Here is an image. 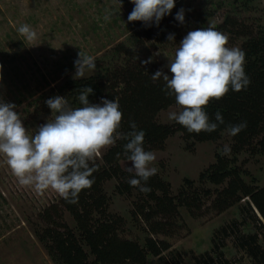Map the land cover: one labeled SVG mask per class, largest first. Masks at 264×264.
<instances>
[{"label":"rangeland","instance_id":"obj_1","mask_svg":"<svg viewBox=\"0 0 264 264\" xmlns=\"http://www.w3.org/2000/svg\"><path fill=\"white\" fill-rule=\"evenodd\" d=\"M211 0H175V6L165 17L176 21L180 9L187 12L215 10ZM133 3L120 0H0V99L16 105L22 123L32 135L35 129L53 118L42 111L45 101L59 95V87L64 81L73 79L76 69L74 61L79 51L94 57L95 64L101 68L120 66L129 58L133 61L152 58L151 63L166 67L175 53L180 41L186 35L187 27L180 25L181 39L169 43H136L132 39L137 26L136 21L129 22L127 17ZM220 8V7H219ZM229 6H222L207 20V25L222 22L230 12ZM244 25L264 26V0H253L249 9H238L233 14ZM108 16L109 19H105ZM21 25H28L36 34L32 40L18 32ZM228 37L227 47L239 48L241 40ZM130 50L134 57L126 56ZM167 68V67H166ZM87 71L83 78L95 75ZM81 79V78H79ZM171 111H179L171 105L158 112L156 121L170 124ZM228 145L232 139L227 131L216 142H197L191 150L185 148L179 132L169 136L163 148L151 151L156 160L149 167L157 168V173L170 183L172 195H176L184 179L191 180L198 190L209 188L211 191L222 187L210 184L202 186L197 182L198 174L214 162V154ZM105 149L96 158H100ZM131 166V162L122 161V165ZM236 165H240L247 174L246 182L255 181L264 185V155H251L242 151L237 156ZM115 180L104 183V191L109 198L107 211L124 219L121 236L142 243L145 236L143 223L133 221L130 216L135 195L126 197L114 192ZM60 196L49 189L38 193L31 186L19 184L12 175L4 157L0 156V264H55L47 254L43 244L34 235L39 223V214L49 205L58 202ZM210 199L197 211L200 216H191L185 208H179L170 236H154L164 240L170 246L160 256H148L145 264L173 263L194 264L209 255L213 261L218 255L229 262L237 259L249 263L245 251L235 245L237 234H245L253 227L250 214L245 210V200L223 212L209 209ZM258 215V214H257ZM99 217L100 214H95ZM62 222L73 228L74 221L64 212ZM253 231V229L251 230Z\"/></svg>","mask_w":264,"mask_h":264},{"label":"trees","instance_id":"obj_2","mask_svg":"<svg viewBox=\"0 0 264 264\" xmlns=\"http://www.w3.org/2000/svg\"><path fill=\"white\" fill-rule=\"evenodd\" d=\"M128 3L130 0H120ZM213 1L210 5L213 6ZM253 0H217L215 10L187 12L184 23L173 21L163 16L159 25L145 26L136 21V30L132 39L136 43L154 42L165 44L169 33H174V41L181 39L180 25L190 30L208 28L210 19L223 5L231 11L222 18V22L212 25L215 30L224 35H232L234 40H241L239 45L245 53L244 70L250 79L245 90L232 91L219 100H211L204 109L210 122L215 121V113L219 111L224 123L215 131L189 133L179 123L161 124L156 121L159 111L171 105H176L174 97L166 96L162 91V79L153 82L151 75L157 70L168 69L161 65L148 63L143 60L125 59L120 66H109L102 69L95 64V75L81 79L64 81L59 87V95L67 99L69 106L81 107L78 100L85 86H90L93 92L88 95L90 103L100 104L101 97L115 100L122 112L121 126L118 132H129V122L134 121L137 130H143V148L146 151L160 150L166 139L179 132L185 143V148L191 150L197 142H216L221 134L227 131L229 125L247 122V127L237 135L231 136L232 145L229 155L214 154V162L198 174L199 184H210L220 189L211 191L209 188L198 190L187 178L176 195H172L170 183L158 173L152 175L146 182L151 191L142 193L138 188L130 186L127 181L134 178L133 173L125 170L123 145L126 140L118 139L115 145L106 148L102 156L95 158L98 171L90 179L94 182L90 188L83 189L75 203H70L60 197L58 202L43 209L39 214V223L34 228V235L43 244L50 259L55 264H145L148 256H160L170 246L164 240L154 236H170L173 232L175 218L179 208L191 216H200L197 212L210 201L209 209L216 213L223 212L245 200V210L253 221V231L237 234L235 245L245 251L248 264H264V185L258 186L255 181L246 182L244 175L247 171L236 165V159L242 151L251 155H264V26L244 25L233 15L238 9H249ZM132 3V2H130ZM220 7V8H219ZM120 53L134 57V53L124 48ZM170 75V73H168ZM43 113L49 115L50 109L44 103ZM91 166V164H90ZM115 180L114 192L118 195L137 198L133 201L130 216L133 221L143 223L145 236L140 243L137 240L123 238L121 232L124 219L107 211L109 198L104 191V183ZM142 183H144L142 181ZM68 213L74 221L73 228L62 222V214ZM95 214H100L95 217ZM258 214V215H257ZM166 264H179L173 258V263L165 260ZM194 264H244L241 260L229 262L218 255L217 260L209 255Z\"/></svg>","mask_w":264,"mask_h":264},{"label":"clouds","instance_id":"obj_3","mask_svg":"<svg viewBox=\"0 0 264 264\" xmlns=\"http://www.w3.org/2000/svg\"><path fill=\"white\" fill-rule=\"evenodd\" d=\"M130 2L134 7L128 21H141L145 26H158L175 6V0ZM175 19L184 23L183 9L177 12ZM18 32L29 40L36 35L28 25H21ZM167 40L174 41V33H169ZM227 43L228 37L214 27L190 30L168 60L166 67L170 75L163 69L151 75L153 82L164 81L162 91L174 97L179 109L169 112L168 119L179 123L189 133L215 131L224 123L223 117L217 111L216 122H210L204 110L206 106L211 100L223 98L230 89L238 92L250 84L244 70L245 53L239 48L227 47ZM151 61L149 57L141 64ZM74 67L73 79L83 78L85 72L95 70L94 57L79 51ZM92 92L90 86H85L78 96L82 106L76 108L69 106L67 99L60 95L47 99L45 104L54 114L53 118L39 125L32 135L19 113L14 111L16 105L0 99V156L19 184L31 186L38 193L51 189L75 203L78 194L94 182L90 177L98 171L96 156L123 139L127 141L123 145L125 162H131V166L125 163V170L134 174L127 183L142 193L151 191L146 182L157 173V168L149 167L156 157L143 148L144 131L137 130L136 123L130 121L129 132H118L122 120L118 102L101 97L100 104L90 103L88 95ZM246 127V121L229 125L227 132L235 136ZM230 152L228 145L220 150L225 156Z\"/></svg>","mask_w":264,"mask_h":264}]
</instances>
